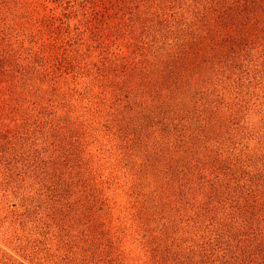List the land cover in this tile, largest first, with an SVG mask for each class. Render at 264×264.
I'll use <instances>...</instances> for the list:
<instances>
[{"label":"rangeland","instance_id":"rangeland-1","mask_svg":"<svg viewBox=\"0 0 264 264\" xmlns=\"http://www.w3.org/2000/svg\"><path fill=\"white\" fill-rule=\"evenodd\" d=\"M0 264H264V0H0Z\"/></svg>","mask_w":264,"mask_h":264}]
</instances>
